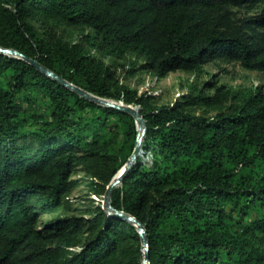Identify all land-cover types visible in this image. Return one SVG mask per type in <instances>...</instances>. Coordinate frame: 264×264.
Masks as SVG:
<instances>
[{"label":"trees","instance_id":"obj_1","mask_svg":"<svg viewBox=\"0 0 264 264\" xmlns=\"http://www.w3.org/2000/svg\"><path fill=\"white\" fill-rule=\"evenodd\" d=\"M35 18L88 27L102 55L134 53L158 77L215 60L264 73V0H0V47L142 115V153L110 204L144 227L149 264H264V92H249L230 111L218 86L152 105L81 43L40 35L28 21ZM196 105L219 110L185 108ZM137 136L130 113L0 52V264H142L136 225L103 209L37 226L61 206L75 166L104 194Z\"/></svg>","mask_w":264,"mask_h":264},{"label":"rangeland","instance_id":"obj_2","mask_svg":"<svg viewBox=\"0 0 264 264\" xmlns=\"http://www.w3.org/2000/svg\"><path fill=\"white\" fill-rule=\"evenodd\" d=\"M231 11L237 16L249 15L246 10L231 7ZM29 23L43 36L55 35L69 41H77L83 45L86 52L102 59L112 71L114 77L129 88L139 93H146L151 97L152 105H171L184 95H195L199 90L208 94L214 92L215 87H221L225 98L221 109L228 110L242 102L246 94L251 91L264 92V73L243 68L238 62H225L215 60L205 64L196 71L175 70L163 77L154 75L151 71L140 67L143 57L128 52L117 58L110 55H102L92 44L93 32L85 26L73 27L63 21L47 20L44 18L29 19ZM40 111L45 113L47 102L38 101ZM187 110L193 114L202 116L213 115L217 109H209L206 106H187ZM34 126H28V128ZM25 143L30 141L24 139ZM142 151L139 152L141 154ZM72 186L61 197V206L52 213L41 214L38 219V227L47 220L57 216H75L90 218L99 212L96 208L105 210L103 204L104 194H99L93 188L91 178L81 166H75L70 176ZM119 184V183H118Z\"/></svg>","mask_w":264,"mask_h":264},{"label":"water","instance_id":"obj_3","mask_svg":"<svg viewBox=\"0 0 264 264\" xmlns=\"http://www.w3.org/2000/svg\"><path fill=\"white\" fill-rule=\"evenodd\" d=\"M0 52L5 53L7 55H12V56L23 58L24 60L29 61L32 65L39 68L42 72H44L47 75L52 76L53 78L57 79L60 83L66 85L67 87L76 91L80 95H82V96H84V97H86L92 101H95L101 105L109 106L112 108H116V109L128 112L135 118V121L138 125V136L136 139L135 147L133 149L131 156L127 160V162L122 166V168H120L118 170V172L114 175V177L112 178V180L108 184V186L105 190L104 196H103V204H104V208H105V211L107 214L115 215V216L124 218L126 220L133 222L136 225L138 233H139L140 238H141V248H140L141 253H142L141 254V261H142V264H149L148 241H147V238H146V235L144 232V227L134 217H132L131 215L126 214L122 211H117V210L113 209L111 207V204H110V192H111L112 188L114 186L118 185V183H120V181L122 180L124 175L127 173L128 169L132 166L133 162L135 161L137 155L140 152L141 143H142V140L144 138L145 131H146V124H145V121H144L142 115L139 113V111L137 109H135L134 107H132L130 105L98 97V96L93 95V94H91V93H89V92H87V91H85V90H83L77 86H74V85L68 83L67 81L57 77L54 73H52L50 70L46 69L44 66L40 65L35 60H31L28 57L23 56L17 50L5 49V48L0 47Z\"/></svg>","mask_w":264,"mask_h":264}]
</instances>
